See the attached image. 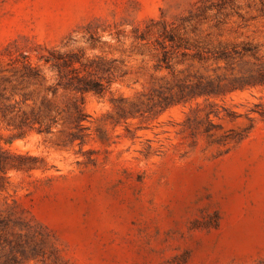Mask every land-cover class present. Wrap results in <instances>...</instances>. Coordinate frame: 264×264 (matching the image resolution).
Masks as SVG:
<instances>
[{
  "label": "rangeland",
  "instance_id": "374dc122",
  "mask_svg": "<svg viewBox=\"0 0 264 264\" xmlns=\"http://www.w3.org/2000/svg\"><path fill=\"white\" fill-rule=\"evenodd\" d=\"M0 159L19 264H264V0H0Z\"/></svg>",
  "mask_w": 264,
  "mask_h": 264
},
{
  "label": "trees",
  "instance_id": "16d2710c",
  "mask_svg": "<svg viewBox=\"0 0 264 264\" xmlns=\"http://www.w3.org/2000/svg\"><path fill=\"white\" fill-rule=\"evenodd\" d=\"M28 74L33 76H39V70L32 66L31 64L28 65ZM211 84L204 83L202 81H199L196 83V86L200 88L201 92H209L208 86ZM78 90H92L95 87L92 85H79L77 87ZM40 122H42V119H39ZM47 128L46 130H48ZM1 159H0V167H1ZM19 220H13L10 216L2 215L0 211V264H19V255L18 252H21V254H24V250H19V246L21 245L22 239L25 236L27 239L28 232H25V234L22 233H14L12 231H9L8 228H10L12 225L15 224L14 222H17Z\"/></svg>",
  "mask_w": 264,
  "mask_h": 264
}]
</instances>
